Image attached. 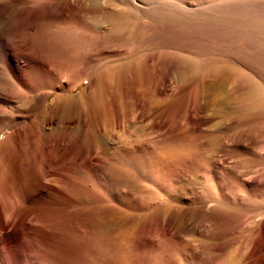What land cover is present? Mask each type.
Instances as JSON below:
<instances>
[{
	"label": "rangeland",
	"instance_id": "374dc122",
	"mask_svg": "<svg viewBox=\"0 0 264 264\" xmlns=\"http://www.w3.org/2000/svg\"><path fill=\"white\" fill-rule=\"evenodd\" d=\"M9 10L11 113L68 152L48 264H264V0Z\"/></svg>",
	"mask_w": 264,
	"mask_h": 264
},
{
	"label": "bare ground",
	"instance_id": "6f19581e",
	"mask_svg": "<svg viewBox=\"0 0 264 264\" xmlns=\"http://www.w3.org/2000/svg\"><path fill=\"white\" fill-rule=\"evenodd\" d=\"M5 1L6 2L0 0V62L2 59H6L8 57L7 62L10 63V60H12L11 58H13L14 56L13 32L15 28L14 23L16 22H14L15 13L10 11L9 8L14 7L15 0H5ZM4 9H6L7 11H4ZM4 33H6V36L3 35ZM5 53H7L6 56L4 55ZM1 76L2 78H0V264H46L48 261L47 259L49 258L48 257L45 258V256L50 255V253L48 254L46 253V250L48 249V247L50 248V245L52 244V242H54L53 240H55V238L57 239V233H58V231L56 232L54 229L56 227H52L50 224L52 220L51 221L49 220L50 215L48 211L50 209L48 208L51 205H53L52 203L55 204V202L50 200L49 196L52 195L55 197L57 196L64 197L66 196L67 193L66 190L69 192L68 190L69 188L66 189L67 187L64 183V180L65 181L67 180L66 177L67 174L65 173V171H62V173H64L66 176L62 174L60 170H62L63 168L61 169V167L60 168L58 167L59 165L62 166L63 164L62 162H64L63 159L64 157H66L65 154L67 150L62 144L61 139L54 140L51 143H48L46 139L48 138V136H50L49 133L31 127L30 126L31 124L29 125V123L26 122L25 118H21L11 113L12 112L11 110H13L12 102L9 101L8 99L9 96L13 94L12 92L15 89V82H14V79L16 77L15 70L11 67L8 70H4V73H1L0 77ZM4 83L6 85H4ZM4 86L8 88L7 91H4ZM73 148H72L73 151L74 150L77 151V152L74 151L73 154L74 157L77 159L78 155H80L77 154L80 153L79 152L80 149L76 150L77 148L76 149ZM75 158L72 157V160L73 159L75 160ZM47 169L49 170V172H46ZM57 171H59L60 173L58 174L55 173ZM43 173L44 174L46 173L47 175L56 176L54 177L56 178L55 180H50V179L48 180L50 183H52V185L45 184L43 182L44 181L42 178V175H44ZM26 178L33 179V182L35 180H40L41 188H37L34 190L33 185L31 183L24 185V180ZM70 181L71 179L69 180V182ZM68 184L69 186L68 185L67 186L70 187V183ZM71 185L74 186V183H71ZM69 194H72V191L70 193H67L68 196ZM78 195L75 194L77 200L81 198V195H79L80 197ZM65 198L69 201V198L67 197ZM70 201L72 203L74 202V199H71ZM63 204H65V202ZM62 209L63 212H65L64 210H66V208H62ZM73 213L76 214L75 211ZM66 214H68V211L66 212ZM58 215L59 214H57V216ZM81 215H79L78 217H81ZM57 216H55V218ZM69 216L66 218V220L71 219L69 218ZM58 219H56V221ZM72 219H74V216L72 217ZM60 220L61 221L65 220V218L63 219L60 218L59 222ZM75 221L76 220H74V223ZM65 222L68 223L69 221H65ZM65 222H63L64 227L65 226L70 227V225H68ZM61 223L60 225H63ZM8 226L9 228L10 226H12L13 228L12 231L8 233L3 232L6 231L5 229H7ZM58 226L59 223L56 228L57 230H58ZM64 231L66 230L64 229ZM63 240L61 241L60 239L61 242H63ZM64 245H66V241ZM76 246L77 244L75 245V247ZM55 247L57 246L55 245ZM51 249L52 251L53 250L57 251L58 247L56 248L57 250L53 249L52 247ZM74 249L75 248H73V250ZM61 251L62 249H60L59 256L62 255L63 257V255L67 251L64 252V254H62L64 250L62 251V253ZM43 255H44V260H43ZM54 255H58V252L57 254H55L54 252ZM55 257L57 256H54V259L58 260ZM62 257L60 259L63 260ZM51 259H53L52 256L50 260ZM51 261L54 262L55 260H51Z\"/></svg>",
	"mask_w": 264,
	"mask_h": 264
}]
</instances>
